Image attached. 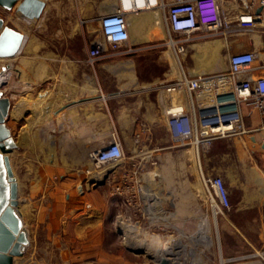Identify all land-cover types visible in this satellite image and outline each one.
<instances>
[{
	"label": "crops",
	"instance_id": "0c3cea01",
	"mask_svg": "<svg viewBox=\"0 0 264 264\" xmlns=\"http://www.w3.org/2000/svg\"><path fill=\"white\" fill-rule=\"evenodd\" d=\"M115 2L69 0L67 10L112 11ZM218 2L223 12V25L209 36L220 37L226 61L235 51L254 52L253 68L240 73L238 80L264 74V11L257 12L258 7L251 11L245 0ZM247 12L255 15L252 25H242L238 21V17ZM160 17L161 12L156 7L127 13L128 39L115 46L106 43L103 55L94 62L88 59V49L92 43L103 41L100 32L92 37L84 34L62 37L65 51L27 59L30 66L21 78V65L25 59L19 53L27 42V38L24 39L21 50L14 55L19 58L16 67L18 84L11 88V124L8 118L6 121L16 147L24 146L30 157L31 150H35V172H62L60 184L66 189L75 188L77 191H73L71 197L79 200L78 189L87 188L91 179L87 174L91 169L88 154L101 145L100 141L110 139L113 132L118 135L123 148L129 147L127 141L138 140L141 157L148 153V149L142 147L143 141L159 142L162 163L155 168L159 191L154 196L159 197L164 207L169 201L172 217L179 221L177 240L185 247L200 245L202 239L194 237H201L202 232L186 231L183 225L186 221H200L210 215L201 181L183 179L185 172L195 173L198 169L205 174L217 172L225 181L230 207L219 215L223 239L228 231H241L244 237H247L246 231H258L257 242L264 243V237L260 238L264 231V114L248 103H241L246 130L221 136L208 147L200 148L197 154L194 152L197 166L191 164L185 169L181 158L190 147L175 146L166 126V106L173 101H184L185 97L162 86L178 78L179 69ZM186 43L189 49L192 43ZM192 54L197 61L200 59L197 53ZM204 55L215 60L217 50H206ZM215 63L212 61L204 68L214 69ZM188 73L196 75L198 72L188 70ZM209 97H199L198 101L205 102ZM45 141L52 143L50 153ZM217 143L220 144L218 148ZM56 147L58 153L52 151ZM55 155L59 156L56 159L58 167L53 164ZM12 158L14 163V153ZM215 160L218 165L212 162ZM106 171L108 180L113 182L119 179L122 168L108 166ZM151 171L149 164H141L137 169L147 180L146 173Z\"/></svg>",
	"mask_w": 264,
	"mask_h": 264
},
{
	"label": "rangeland",
	"instance_id": "374dc122",
	"mask_svg": "<svg viewBox=\"0 0 264 264\" xmlns=\"http://www.w3.org/2000/svg\"><path fill=\"white\" fill-rule=\"evenodd\" d=\"M45 2L43 12L40 17L35 19L23 17L16 10V5L10 8L0 5V17L4 24L22 32L25 39L27 38L22 52L19 53L25 59L21 65V78L25 77L24 71L30 66L27 59H31L33 56H42L48 52H64L66 44L61 42L62 37L67 35L79 37L81 34L92 37L100 32L98 16L103 11H70L67 10L69 0H45ZM181 37L186 38V42H190L192 45L189 49L186 48L181 55L180 64L174 61L178 69L182 67L188 72V70L192 71L196 68L209 67L210 63L214 61L216 68L210 70L206 68L204 73H209L207 71L211 70L217 72L227 70L228 60L226 61L223 42L218 35L210 37L206 35L204 28H199L190 33L189 36L181 34ZM213 48L217 50L215 60L204 55L206 50ZM192 53L199 55L198 62L197 59L193 58ZM18 63V55L0 57V72H10L6 79L1 82L0 89L9 96L13 93L12 85L18 84V73L16 72ZM8 122L10 125L11 115L8 117ZM45 142L50 153L52 143L51 141ZM100 142L103 143V141ZM127 142L130 145L124 148L125 155L118 167L121 166L122 169L130 171L132 168L139 169L141 164H149L153 171L147 173V184L152 191L153 198H155L154 195L159 191L155 168L159 163H162L161 143L151 139L143 141L142 147L147 148L148 153L141 157L138 142L136 140ZM219 145L217 143L215 146L218 148ZM187 147L190 148L186 149L185 156L181 158V163L185 165V169H188L191 164H197L192 147L186 146L185 148ZM34 151L31 150L32 157H30L27 149L21 146L19 149L15 147L8 154L19 184L17 210L29 237L23 254L15 256L13 264H154V260L147 252H135L124 240L123 230H119L115 220L116 214L120 211L121 213L124 212L126 218H124V222L136 225L139 237L158 235L165 239L168 245L173 243L171 238H178L177 226L179 221L173 219L172 214L162 220L166 226L161 227L155 218H149L141 213L140 202L125 204V202L120 201V195L112 194V181L108 180L107 175L98 184L91 185L88 183L87 188L80 187L78 194H76L79 196V200H76L75 197L72 199V192L77 190L75 188L66 189L60 184L63 179L62 172H35L33 170L35 168ZM52 151L58 153L59 148L56 147ZM58 157L57 155L53 156V164L56 167H58L56 165ZM46 159L49 161V156H46ZM212 162L218 165V160ZM104 169L105 167H102L100 170ZM131 173L133 179L141 177L140 172L131 171ZM185 174L183 179L191 182L199 181L200 183L201 176L198 169L195 173L187 171ZM211 174L218 173L212 171ZM84 194L85 196L82 197ZM116 198L118 201H114ZM168 202L164 205L169 211H172ZM208 218L210 222L208 234L212 241L205 240L207 243L211 242L207 250L201 251L199 254L195 251L190 253L193 254L192 261L194 264H221V256L223 258L242 256L226 260L223 264H255L256 261L264 264V243L257 242L259 239L258 231H246L247 237H244L241 231H228L227 237L223 239V233L219 230V215L212 214ZM202 220L186 221L183 229L191 232L196 231ZM263 234L264 231L260 237L262 239ZM179 251L175 248V253ZM188 258L189 256L186 255V264H190Z\"/></svg>",
	"mask_w": 264,
	"mask_h": 264
},
{
	"label": "built area",
	"instance_id": "2783aa9c",
	"mask_svg": "<svg viewBox=\"0 0 264 264\" xmlns=\"http://www.w3.org/2000/svg\"><path fill=\"white\" fill-rule=\"evenodd\" d=\"M245 1L251 11L256 7L264 11V0ZM152 7L159 8L161 12L160 21L174 58L179 64L187 44L186 38L181 37V34L189 36L197 29L204 28L206 35H210V33L217 32V29L223 25V12L218 0H116L112 11L102 12L98 17L103 41L92 43L88 49L89 61L94 62L103 55L106 43L115 46L128 39L127 13H136ZM254 20L253 12H247L238 17L242 25H252ZM254 58L255 54L251 50L235 51L228 55L227 72H202L191 75L181 67L178 78L163 83L162 86L166 90L175 91L185 97L184 101H173L165 108L167 130L175 146H191L197 154L200 148L208 147L221 136L245 131L240 108L243 102L252 105L264 114V74L246 77L242 80L237 79L240 73L251 71ZM206 95L210 96L207 101H198L199 97ZM124 155L122 142L113 132L110 139L103 141L100 146L88 154L91 164V169L87 171L91 175L90 184L95 185L100 182L97 174L102 167L121 165ZM131 171L137 172V169H130V171L122 169L119 179L111 184L112 194L120 195L121 198H118L125 204L140 202L139 209L142 214L152 219L155 218L161 227L166 226L162 220L170 216L171 211L163 206L158 196L153 198L152 191L147 184L148 180L143 177L133 179ZM106 175L108 178L109 174ZM200 176L202 188L207 195L210 215L223 214L230 207L224 179L219 174L200 173ZM116 215V222L119 217L123 220L125 218L124 212L120 211ZM207 217L208 215L203 219ZM118 228L122 231L120 224ZM206 235L211 237L208 233H204V238ZM175 240L177 238L172 240L173 243ZM205 243L207 242L202 240L200 245L189 249H194L199 254L207 250L211 242ZM182 254H185L182 259L185 263L186 253L182 252ZM187 255L189 256L188 262L194 264L193 254L188 252ZM232 258L221 256L220 263L223 264Z\"/></svg>",
	"mask_w": 264,
	"mask_h": 264
},
{
	"label": "water",
	"instance_id": "95a60500",
	"mask_svg": "<svg viewBox=\"0 0 264 264\" xmlns=\"http://www.w3.org/2000/svg\"><path fill=\"white\" fill-rule=\"evenodd\" d=\"M0 5L16 10L27 19L40 17L45 0H0ZM260 11L258 7L257 12ZM24 34L8 25L0 17V57H12L21 49ZM11 108V97L0 89V264H13L14 257L23 254L29 242L27 229L17 210L18 183L13 172L9 153L17 146L6 124ZM142 252L143 249H133ZM154 264H171L165 256L155 259Z\"/></svg>",
	"mask_w": 264,
	"mask_h": 264
},
{
	"label": "bare ground",
	"instance_id": "6f19581e",
	"mask_svg": "<svg viewBox=\"0 0 264 264\" xmlns=\"http://www.w3.org/2000/svg\"><path fill=\"white\" fill-rule=\"evenodd\" d=\"M148 15L150 16V14H148ZM146 18H147V16H146ZM139 23H140V21H139ZM24 39H25V35H24ZM23 42H24V40H23ZM22 45H23V43H22ZM205 70H206V68H196V69L192 70V72H198L199 73V72H203ZM9 73H10L9 71L0 72V84L2 81H4L6 79V77L9 75ZM105 174H106V168L104 170H99L98 174H97L98 180L101 181L102 178L105 176ZM214 219H215V217H214ZM117 224H120V228L123 230L124 240L127 242V244H129L133 249H143L149 255L153 256L155 259H159V257L165 256V257L169 258L170 263L172 262L171 264H185L182 261L183 256L185 254H182V252H185L187 255L188 252L191 253L192 251H194V249H192V250L189 249V247H191L190 245L187 249L181 243L180 240H175L174 243H171L168 245V244H166L165 239L160 238L158 235H154V236H150V237H147V235H146V236L139 237V231L137 230L136 225L131 224V223H126V221L124 222V220L121 217L118 218ZM209 230H210V222H209V218L207 217L206 219H203L199 223V228H197L196 231L208 233ZM135 231H138V232H135ZM204 233L201 235V237L200 236L199 237L197 236L198 238L194 237V236L193 237L196 239H199V240L203 239L206 241H211L212 239L208 235H206L204 238ZM194 235H197V234H194ZM191 239H192V237H191ZM196 239H195V241H196ZM170 240H173V238H171ZM169 242H171V241H169ZM175 248H177L180 251L175 253ZM219 249H220V247H219ZM255 264H260V262L256 261Z\"/></svg>",
	"mask_w": 264,
	"mask_h": 264
}]
</instances>
